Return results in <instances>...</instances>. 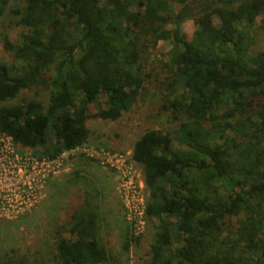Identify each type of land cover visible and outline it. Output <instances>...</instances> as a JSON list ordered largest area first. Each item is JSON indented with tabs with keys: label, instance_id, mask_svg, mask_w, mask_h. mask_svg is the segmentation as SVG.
I'll return each mask as SVG.
<instances>
[{
	"label": "trees",
	"instance_id": "obj_1",
	"mask_svg": "<svg viewBox=\"0 0 264 264\" xmlns=\"http://www.w3.org/2000/svg\"><path fill=\"white\" fill-rule=\"evenodd\" d=\"M9 1L0 0V18ZM257 19L264 29V0H24L18 25L25 32L18 43L3 40L22 66L0 63V134L49 160L81 147L88 120L117 121L137 102L143 54L169 42L163 110L184 121L173 138L150 130L133 145L131 160L148 192L145 215L157 221L141 264H264V51L254 52L251 36ZM185 20L196 28L189 39ZM30 88L47 91V104H9ZM239 216L236 231L224 235V221ZM64 226L57 264H109L88 200ZM140 241L127 227L123 251Z\"/></svg>",
	"mask_w": 264,
	"mask_h": 264
},
{
	"label": "rangeland",
	"instance_id": "obj_2",
	"mask_svg": "<svg viewBox=\"0 0 264 264\" xmlns=\"http://www.w3.org/2000/svg\"><path fill=\"white\" fill-rule=\"evenodd\" d=\"M23 7L24 0H10L4 16L0 18V63L13 64L16 68L22 64L14 62L5 51L3 40L7 38L11 43H18L20 35L25 32L18 25ZM179 9L178 5L173 6L174 13ZM213 23L217 25L218 20L213 18ZM167 28L172 29L171 26ZM195 29L191 20L181 24V31L188 39ZM251 36L254 52L264 51V29L260 28V19L255 22ZM169 50V42H158L155 48L146 50L142 56L144 85L137 102L117 121L88 120L86 126L90 135L87 147L120 153L129 158L134 143L147 131H160L173 138V132L184 119L173 121L171 114L163 110L167 104L165 86L170 76ZM47 98L48 92L43 88H30L9 104L38 100L46 105ZM172 147L177 149L173 139ZM18 149L19 154L28 152L32 158L38 157L31 150ZM117 180L115 172L85 156L76 155L67 160L58 176L44 182L37 202L29 212L11 221L0 219V262L57 264V236L68 238V228L64 225H67L72 210L84 199L98 215V238L111 257L109 264H141L147 260L157 221H147L139 245H132L128 252L123 251L128 225L115 190ZM241 219L242 216L225 220L224 235L234 233Z\"/></svg>",
	"mask_w": 264,
	"mask_h": 264
},
{
	"label": "built area",
	"instance_id": "obj_3",
	"mask_svg": "<svg viewBox=\"0 0 264 264\" xmlns=\"http://www.w3.org/2000/svg\"><path fill=\"white\" fill-rule=\"evenodd\" d=\"M18 148L11 138L0 134V219L11 221L29 212L37 202L44 182L58 176L67 160L82 155L115 172L118 178L115 190L124 221L134 237L144 234L148 221L145 215L148 192L142 171L131 156L128 158L84 144L49 160L32 158L28 152L19 154Z\"/></svg>",
	"mask_w": 264,
	"mask_h": 264
}]
</instances>
